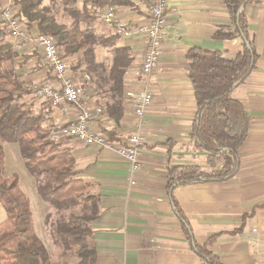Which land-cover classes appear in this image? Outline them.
Segmentation results:
<instances>
[{"label":"crops","instance_id":"obj_1","mask_svg":"<svg viewBox=\"0 0 264 264\" xmlns=\"http://www.w3.org/2000/svg\"><path fill=\"white\" fill-rule=\"evenodd\" d=\"M129 1L135 9L112 7L116 22L134 28L146 21L150 1ZM166 2L162 55L148 79L133 75L142 61L143 38L118 37L117 46L128 47L132 59L123 75V112L117 125L104 108L110 100L107 84L99 80L98 87L93 80L89 86L97 95L91 100L93 104L87 103L93 112L89 123L93 131L113 133L114 146L124 145L134 133L145 138L139 172L132 175L129 164L114 151L85 146L76 140L63 143L74 158L75 178L87 183L88 193L98 200L99 215L89 224L94 264H202L185 238L172 200L185 214L196 242L203 244L209 238L215 239L211 249L222 264H264V0H252L242 8L255 60L251 73L229 96L241 104L250 118L246 138L238 149V171L226 181L180 185L170 191V167L197 166L207 173L222 167L221 160L209 166L207 154L194 149L191 141L197 108L185 53L201 48L234 59L243 48V40L212 38L217 28L232 27L222 0ZM109 28L101 35L114 34L113 28ZM103 50L104 57L96 56V61L103 64L108 56L109 72L113 49ZM15 63L20 81L51 82L49 69L40 62L36 51L23 50ZM143 90L152 94V104L140 126L132 101L125 93ZM32 102L48 128L70 123L76 114L73 107L64 113L62 108L49 107L38 98ZM96 108L101 110L99 114L95 113ZM20 184L25 183L21 180ZM25 185H35L36 190L37 183L27 179ZM47 208L42 211L44 223L51 212Z\"/></svg>","mask_w":264,"mask_h":264},{"label":"trees","instance_id":"obj_2","mask_svg":"<svg viewBox=\"0 0 264 264\" xmlns=\"http://www.w3.org/2000/svg\"><path fill=\"white\" fill-rule=\"evenodd\" d=\"M13 1L19 7L20 18L35 23L38 31L54 39L64 58H72L68 65L70 71L84 72L92 81H97L98 87H101L99 80L107 84L110 100L104 108L117 125L123 112V75L132 59L130 49L117 46V35L98 36L88 27L96 21V11L113 5L133 8L131 1L82 0L79 10L65 7L72 20L69 26L56 21L57 0H47V3L45 0ZM222 1L232 27L217 28L212 38L240 37L242 50L234 59L201 48H191L185 53L187 75L197 108L191 141L194 149L207 154L209 166L213 167L221 160L222 167L211 173L197 166L170 167L167 170L168 191L180 185L226 181L238 171V149L246 138L250 118L241 104L229 96L254 66L255 53L248 42L247 20L242 12L243 6L252 0ZM98 45L113 49L107 76L103 75V64L96 61L95 47ZM17 57L0 27V205L5 215L0 223V264H47L50 258L47 248L34 232L29 201L19 187L18 175L5 173L2 143L18 145L24 167L34 177L41 200L57 211L80 207L81 212L76 218L59 219L50 233L53 241L64 249L74 248L76 264H94L96 256L89 224L99 215L98 200L88 193L87 183L75 178L70 148L51 139L50 128L44 125L41 112L34 110L33 104L21 102L33 90L16 75ZM113 135L106 132L110 141H113ZM172 201L185 238L202 264H222L211 249L215 239L209 238L203 244L196 242L185 214L176 201ZM48 219L49 215H46L45 224Z\"/></svg>","mask_w":264,"mask_h":264},{"label":"built area","instance_id":"obj_3","mask_svg":"<svg viewBox=\"0 0 264 264\" xmlns=\"http://www.w3.org/2000/svg\"><path fill=\"white\" fill-rule=\"evenodd\" d=\"M149 1L146 21L134 28H128L116 22L112 6L95 12L97 20L101 24L111 26L113 33L118 37L129 39L137 35L143 38L145 46L142 61L133 75L145 80L156 68L162 55L167 11L166 0ZM18 11L14 1L7 0L6 5L0 10V27L14 53H20L26 49L36 51L40 62L49 69L51 82L44 81L40 84L35 92L36 98L49 107L62 108L64 113L70 107L76 109L72 122L50 128L51 139L55 143L72 139L85 146L114 151L117 156L129 164L132 175L138 173L140 170L139 157L145 141L143 135L134 133L126 139L124 145L114 146L105 134L93 131L89 126L93 112L88 108L87 103L96 95L95 91L90 87L75 84L72 74L67 70L66 58L57 48L54 39L38 31L36 25L20 18ZM125 96L132 101L138 124L143 125L146 110L152 104V94L147 90L127 91ZM100 111L99 108L95 109L96 114H99ZM130 184H135V181L132 180Z\"/></svg>","mask_w":264,"mask_h":264},{"label":"rangeland","instance_id":"obj_4","mask_svg":"<svg viewBox=\"0 0 264 264\" xmlns=\"http://www.w3.org/2000/svg\"><path fill=\"white\" fill-rule=\"evenodd\" d=\"M6 3H7V0H3L1 2L0 10L3 9V7L6 5ZM45 3H47V0H45ZM81 5H82V0H57V3L55 4V11H54L56 21L69 26L70 23L72 22V20L67 15V13L65 11V7H71L73 9L79 10L81 8ZM18 9H19V7H18ZM25 20L28 21L27 19H25ZM32 24L36 25L35 23H32ZM103 26L104 25L101 24L96 19V21L92 25H90V27H88V29L93 31L95 33V35L99 36L103 33H106V31H109V29H110L109 26H107V25H105L106 28L103 29ZM81 28L82 29L85 28L84 23H82ZM5 40H7L6 35H5ZM95 53H96V56H98V58H100V59L102 56L104 57L105 52L103 50V46H101V45L96 46L95 47ZM102 59H104V58H102ZM71 60H72V58L66 59L67 70H69L68 65H69V62ZM105 60L106 61H103V64L105 65L106 70H103V75L107 76L108 75L107 69H108L109 57L106 56ZM16 69H17V67H16V63H15V72L17 71ZM103 69H104V66H103ZM68 72H70V74H72L71 76L74 79V82L76 85H79L82 87H86V86L89 87L91 85L90 83L93 82L92 79H90L89 76H87L84 72L70 71V70ZM41 83H42V81L35 82V83H32V82L29 83L28 82L27 84L33 90V93L28 95V96L23 97L21 99V102H24L26 105L33 104L32 99H33V101L36 100L34 95H35L37 88L40 86ZM96 96L97 95L93 96L92 99H95ZM89 103L93 104L92 101H90ZM71 140L72 139H66L65 141L61 142L60 144L66 143L67 141H71ZM2 144H3V149H4L5 173H6V175H11V174L15 173L19 177V187L29 201V205H30V209H31V213H32V225H33L34 232L37 235V237L42 241V243L45 245V247L47 248V251L50 255V258H49V261L47 264H76L78 259L74 255V248H70V249L66 250V249H64V247L61 244L55 243L52 239L50 231H51L52 226L59 219L68 220L69 218H76L81 212L80 207H77V208H74L71 210H66V211H57L54 208H52L51 205L42 201L41 198L39 197V195L37 194L36 190H35V185L33 187L32 186L26 187V185H25L27 183V179L34 181V177L26 171L24 164H23V159L21 158V156L19 154V151H18L19 149H18L17 144H15V143H2ZM21 180L23 183H25L24 184L25 187H24V185L20 184ZM39 206H41V207H39ZM43 208H47V209L51 210L47 224H45L43 222V218H44V214H42V211L44 210ZM4 218H5L4 211L0 205V223L4 220Z\"/></svg>","mask_w":264,"mask_h":264}]
</instances>
